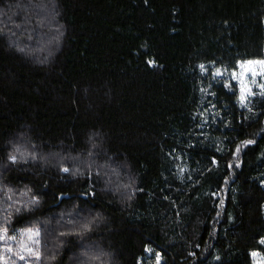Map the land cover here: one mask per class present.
Returning <instances> with one entry per match:
<instances>
[{"label":"trees","instance_id":"1","mask_svg":"<svg viewBox=\"0 0 264 264\" xmlns=\"http://www.w3.org/2000/svg\"><path fill=\"white\" fill-rule=\"evenodd\" d=\"M263 55L264 0H0V264L264 258V94L212 75Z\"/></svg>","mask_w":264,"mask_h":264},{"label":"rangeland","instance_id":"2","mask_svg":"<svg viewBox=\"0 0 264 264\" xmlns=\"http://www.w3.org/2000/svg\"><path fill=\"white\" fill-rule=\"evenodd\" d=\"M261 60H264V55ZM224 70V69H223ZM235 71L237 76L240 77V74L243 72L244 75L241 78L233 79L232 73ZM233 71L225 70L222 76L216 77L217 82L223 81L227 83L232 89H235L237 93V102L240 107L248 106L250 99L254 96L264 94V89L261 88V85H264V75L261 74L260 65H244L241 68L238 64L237 68ZM255 71L256 76H252L251 72ZM246 86V91L244 93V101L241 102V83ZM253 264H264V258L260 255L253 257Z\"/></svg>","mask_w":264,"mask_h":264},{"label":"snow or ice","instance_id":"3","mask_svg":"<svg viewBox=\"0 0 264 264\" xmlns=\"http://www.w3.org/2000/svg\"><path fill=\"white\" fill-rule=\"evenodd\" d=\"M148 64H149V66H155V62L154 61H148L147 62ZM238 64H239V66L241 67V68H243L244 67V65H260L261 66V74L262 75H264V60H249V61H242V62H238ZM199 68H200V71H201V73L202 74H204L206 71H208V69L206 68V66L204 65V64H200L199 66H198ZM225 70H223V69H221V68H214V70H213V72H212V75H213V78L215 79L216 77H219V76H222L223 75V72H224ZM243 75H244V73L242 72L241 74H240V77H238L237 76V73L235 72V71H233V73H232V78L233 79H237V78H241V77H243ZM251 75L252 76H256V72L255 71H252L251 72ZM229 85L226 83L225 84V87H228ZM261 88L262 89H264V85H261ZM245 91H246V86L243 84V82L241 83V102H243L244 101V93H245ZM251 143H253V141H251V140H247V141H243L242 142V144H251ZM240 151V146L238 145L237 146V149H236V152L238 153ZM9 159L14 163L15 162V157L14 156H10L9 157ZM214 163H215V161H213ZM238 166V165H237ZM62 171H64V172H68L69 171V169L68 168H63V169H61ZM0 231H5V230H0ZM261 244H264V239H261L260 241H259ZM10 251V250H9ZM251 255L253 256V257H255L256 255H257V253L256 252H252L251 253ZM157 259L159 260V254H157Z\"/></svg>","mask_w":264,"mask_h":264},{"label":"water","instance_id":"4","mask_svg":"<svg viewBox=\"0 0 264 264\" xmlns=\"http://www.w3.org/2000/svg\"><path fill=\"white\" fill-rule=\"evenodd\" d=\"M69 197L68 196H66V195H61V196H59V198H58V204L63 200V199H68Z\"/></svg>","mask_w":264,"mask_h":264}]
</instances>
